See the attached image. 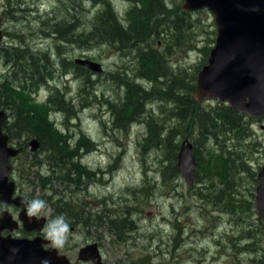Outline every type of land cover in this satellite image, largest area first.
<instances>
[{
	"label": "rangeland",
	"instance_id": "1",
	"mask_svg": "<svg viewBox=\"0 0 264 264\" xmlns=\"http://www.w3.org/2000/svg\"><path fill=\"white\" fill-rule=\"evenodd\" d=\"M183 2L165 0L170 23L166 20L164 25L162 22L158 27L161 34L152 41L153 47L166 56L161 62L167 75L159 78L156 84L161 91L175 84L173 78L183 77L191 83L194 74L196 82L198 71L206 63L205 47L211 46L213 32L216 37L212 14L207 9L184 10ZM111 3L119 19L125 22L132 7L131 1L111 0ZM84 5L80 21H84L87 31L92 25V16L101 6L97 3L96 7L92 6V0H87ZM69 8L67 0H0V16L5 19L4 30L7 31L3 43H16L18 47L14 56H23L24 49L33 56L48 52L49 62H52V66L46 63L50 74L48 86L37 90L15 89L25 93L28 108L38 112V105L50 103V87L52 92L60 88L58 95L63 93L64 96L61 95L63 102L59 109L63 110L50 112L49 120L60 132L72 136V143L82 137L92 142L94 150L82 152L80 163L94 175L81 178L78 186L57 179L53 160L47 159L44 150L39 153L38 150H29L28 143L33 138L22 135L10 141L21 147L18 157L13 158L14 171L9 177L17 192L29 200L39 198L46 201L47 208L41 214L48 217V222L57 215L66 217L70 228H75L66 243L69 249L77 252L93 241L102 246L105 261H114L122 255V259L131 258L134 264H264V227L255 208L254 213L239 218L208 204L200 196L204 186L210 191L208 183L188 185L180 174L171 178L167 167L170 154L163 147L143 141L148 132L146 121L151 117L164 129L177 122L170 113L174 108L172 101L153 98L146 103V112L125 130L113 125L112 107L118 106L126 95L121 81L124 76L120 73L126 71L129 81L135 79L147 90L152 89L154 83L136 77L140 61L135 56L137 52L117 50L96 42L88 44L84 38L77 42H62L51 34L47 19L61 20L66 13L73 15ZM177 18H184L186 26L191 23L192 32L184 26L173 29L170 24ZM82 31L80 26L79 32ZM74 58L100 62L103 72L90 73L87 81L86 76L75 72L70 64ZM4 59L0 58V73L5 67ZM8 64L11 69L12 63ZM199 102L207 109L218 101ZM251 122V148L257 143L259 148L249 164L256 168L258 164H264V118ZM177 140L181 143L182 137ZM68 176L77 177L75 173ZM241 176L242 187L237 193L245 199L250 178L245 172ZM49 197L55 206L65 211L56 212ZM58 200L61 202L57 203ZM61 203L66 205L62 209ZM12 207L16 212V207ZM115 216H126L134 222L130 230L122 232V240L112 233L109 224V219ZM249 244H253L255 253L244 250ZM69 253L76 257L75 252Z\"/></svg>",
	"mask_w": 264,
	"mask_h": 264
},
{
	"label": "trees",
	"instance_id": "2",
	"mask_svg": "<svg viewBox=\"0 0 264 264\" xmlns=\"http://www.w3.org/2000/svg\"><path fill=\"white\" fill-rule=\"evenodd\" d=\"M67 1L70 2L68 11L71 13L72 10L73 15L66 13L61 20L49 17L47 23L51 34L56 35L62 42H77L84 38L88 44L96 42L111 45L117 50L137 52L135 56L139 57L140 61L136 69V71L139 70L136 77L154 83L152 89L147 90L135 79L129 81L126 71L120 73L124 76L121 81L126 95L117 104L118 106L112 107L113 125L125 130L146 112L145 105L153 98L157 101H172L174 108L173 111L170 109V113L177 118V122L164 129L163 125H158L154 117H151L146 121L148 132L143 141L152 146L163 147L167 154H170L171 158L167 167L170 168L171 178H174L179 175L176 156L180 142L176 139L182 137L183 140L188 137L193 145L192 151L196 160L194 183L209 184L210 191L205 186L201 189V198L208 204L239 218L254 213V186L260 164L253 168L249 163L254 152L258 150L259 143L251 148L252 134L249 124L255 119L230 109L224 103L215 102L207 109L200 106L201 102L198 103L193 98L194 74L191 76V83L181 77V79L173 78L176 80L175 84L170 85L166 90L161 91V88L156 87L159 78L167 75V71H163L161 62L162 58H166L165 53L152 45V41H156V37L161 34L158 27L162 25V22L168 21V17L170 18L165 0H130L132 7L128 11L129 17L125 22L119 19L111 0H92V6L96 7L97 3L102 9H98L92 16L90 20L92 25L87 31L84 21H80L82 17L80 14L84 12V4L87 0ZM170 25L176 30L179 26H184L192 32L191 23L186 26L184 18H177ZM80 26L83 28L82 32H79ZM178 33L180 34V31ZM212 34L211 46L215 41V32ZM181 38H184V35ZM211 46L205 47V61ZM167 49L170 50V48ZM22 52L23 56L21 54L14 56V62L24 67L18 72V75L21 74L22 77L20 86L13 87L11 84H5L4 81L0 82V121L3 123L0 126L8 133L10 141L22 135L37 139L40 142L38 153L44 150L47 159L53 160V168L58 173L57 179L60 178L78 186L81 178L94 175L92 170L80 163L81 153L94 150V145L85 137L72 143V136L68 137L60 132L49 120L50 112L63 110L59 109L63 102L61 95L64 96L63 93L58 95L60 89L56 88V92H52L50 87V103L38 105V112L28 108L26 94L18 92L15 88H22L25 91L24 89L37 90L41 86H48L50 74L46 63L52 66V62H49L51 59L48 52L38 53V57L29 54L27 49ZM70 64L75 72L86 76L87 81L90 80L88 77L93 71L74 61ZM172 72L170 70V73ZM243 172L250 178V185L246 187L248 196L245 199L239 197L237 193L242 187L241 173ZM71 173H75L77 177L68 176ZM216 184L219 186L217 187ZM49 198V203L54 204L56 212L65 211L55 206L51 197ZM61 204V209L66 206L64 203ZM109 224L113 230L112 233L117 235L119 240H122V232L133 227V221L126 216L121 218L115 216L109 219ZM250 246H252L251 249ZM252 249H254L253 244H249L244 250L255 253Z\"/></svg>",
	"mask_w": 264,
	"mask_h": 264
},
{
	"label": "water",
	"instance_id": "3",
	"mask_svg": "<svg viewBox=\"0 0 264 264\" xmlns=\"http://www.w3.org/2000/svg\"><path fill=\"white\" fill-rule=\"evenodd\" d=\"M182 8L189 11L207 9L216 25L215 42L206 63L197 73L193 98L196 101L217 100L249 117L264 118V0H184ZM74 62L96 73L103 71L101 63L90 58H75ZM38 147L35 138L28 143L31 151H37ZM192 150L191 141L185 137L176 156L179 174L188 185H193L195 178L196 160ZM19 152V148L9 145L8 135L0 129V202L20 209L18 218L25 230H39L45 217L30 218L26 214L24 201L27 198L14 195L16 186L9 178L8 161ZM254 208L264 227V165L256 175ZM0 215V234L4 228L12 230L11 214L3 211ZM42 242L40 237L0 236V264H70L56 248L44 251ZM94 248V243L82 246L78 259H99Z\"/></svg>",
	"mask_w": 264,
	"mask_h": 264
},
{
	"label": "flooded vegetation",
	"instance_id": "4",
	"mask_svg": "<svg viewBox=\"0 0 264 264\" xmlns=\"http://www.w3.org/2000/svg\"><path fill=\"white\" fill-rule=\"evenodd\" d=\"M4 27H5V19L2 16H0V35H1L0 58H2V59L5 58L4 63H3L5 67L3 69V72L0 73V82L4 81V83L7 85L11 84L13 87H17V86H20V83L22 82V77L20 76V74L18 75V72L21 69H24V67H22L20 64H17L14 62L15 50L18 47L17 45H15L16 43H14V41H12V42L9 41L7 43L6 42L3 43L4 42V40H3L4 36L7 32L6 30H4ZM9 37H11V35H9ZM14 39L15 38H12V40H14ZM13 46H15V49L12 50ZM36 57H38V54ZM8 63H12L11 69H8V67L10 65ZM6 66H7V68H6ZM36 82L38 83V76L36 78ZM257 120H259V119H257ZM1 124L3 125V123L0 121V125ZM0 129L8 135V133L3 130L2 126H0ZM38 143H39V147H38V151H39L40 142H38ZM9 145L13 146L15 148H19L20 152H21L20 146L13 145V143H11V142ZM12 162H13V158H10L8 161V164L11 167V170L9 172V177L11 176L12 172L14 171ZM18 194L19 193L17 192V189H16V194H14V195H18ZM27 200H29V199L27 198ZM12 206H14V205L11 203L0 202V214L3 211H8L11 214V220L13 221L12 230H10L9 228H4L1 231L0 236L1 237L10 236L11 238H15V239H20V238L33 239L35 237H40L43 240V242L41 243V248L46 252H51L52 249H54L55 247L52 246L51 241H49L47 239V236H46L45 228H46V225L49 223L48 217L45 215H42V214L38 217V219L41 217H45V221H44V224L42 225L41 229H39V230H37V229L25 230L22 221H20L18 218V213H19L20 209L18 207L14 206V207L19 209L18 210L15 208L16 212H14V208ZM133 225H134V222H133ZM71 230H72L71 234H73V232H75V228H72ZM126 230H129V229H126ZM93 243L96 245V248H94V250H96L97 254L99 255V259H95V260H93L92 258H89L87 260L78 259L79 249L76 252L75 250H73L71 248L69 249V245H67V244H66V247L64 250H63V248H56V249L58 251V254H63L68 258L70 264H134V262L131 258H130V260L129 259H126V260L122 259V255L118 256V258L114 261L112 259L105 261V259L103 257L102 249H101L102 246L99 243L92 241V242H89L86 244H93ZM69 251H72L73 253L75 252L76 257H74L73 254L71 255V253H69ZM127 255H129V253ZM125 257H127V256H125ZM73 258H74V260H73ZM130 261L132 263H130Z\"/></svg>",
	"mask_w": 264,
	"mask_h": 264
},
{
	"label": "clouds",
	"instance_id": "5",
	"mask_svg": "<svg viewBox=\"0 0 264 264\" xmlns=\"http://www.w3.org/2000/svg\"><path fill=\"white\" fill-rule=\"evenodd\" d=\"M26 204V214L31 217H39L47 208L46 201L42 199H32L24 201ZM46 236L55 248H63L71 235L70 224L66 217L61 214L51 220L45 228ZM46 264V262H45Z\"/></svg>",
	"mask_w": 264,
	"mask_h": 264
},
{
	"label": "bare ground",
	"instance_id": "6",
	"mask_svg": "<svg viewBox=\"0 0 264 264\" xmlns=\"http://www.w3.org/2000/svg\"><path fill=\"white\" fill-rule=\"evenodd\" d=\"M82 7V6H81ZM125 12V11H124ZM80 54V53H79ZM75 59V58H74ZM43 64V63H42ZM23 65V64H22ZM77 75V74H76ZM53 86V85H52ZM60 89V88H59Z\"/></svg>",
	"mask_w": 264,
	"mask_h": 264
}]
</instances>
